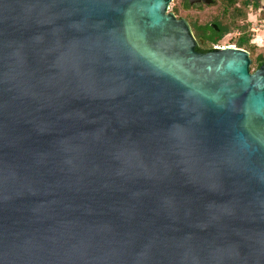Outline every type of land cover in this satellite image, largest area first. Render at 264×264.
I'll return each mask as SVG.
<instances>
[{
	"label": "water",
	"instance_id": "obj_1",
	"mask_svg": "<svg viewBox=\"0 0 264 264\" xmlns=\"http://www.w3.org/2000/svg\"><path fill=\"white\" fill-rule=\"evenodd\" d=\"M171 1L0 0V264H264V63Z\"/></svg>",
	"mask_w": 264,
	"mask_h": 264
},
{
	"label": "trees",
	"instance_id": "obj_2",
	"mask_svg": "<svg viewBox=\"0 0 264 264\" xmlns=\"http://www.w3.org/2000/svg\"><path fill=\"white\" fill-rule=\"evenodd\" d=\"M262 1L263 0H215L213 4L217 5L219 10L214 22L217 23L219 31L215 32V37H210L211 41L209 48L206 49L198 47V49L204 52L209 49L211 50L214 44L220 43V41L228 34L240 32L239 35H237L234 44L237 47L248 50L249 46L252 44L251 41L253 40V32L250 28L251 24L248 21V15L250 11H257L262 6ZM184 4L186 8L189 7L186 0ZM173 11L177 13V9H174ZM189 22L196 34L203 35L205 39L208 38L205 33L203 34V30L207 28L209 24H200L192 18H190ZM232 39L233 37L231 40ZM255 43L257 44V42ZM253 54L254 53L250 51L252 58L251 66L257 67V65H259V63L264 59V53L259 52L254 58L252 56Z\"/></svg>",
	"mask_w": 264,
	"mask_h": 264
},
{
	"label": "rangeland",
	"instance_id": "obj_3",
	"mask_svg": "<svg viewBox=\"0 0 264 264\" xmlns=\"http://www.w3.org/2000/svg\"><path fill=\"white\" fill-rule=\"evenodd\" d=\"M187 1V0H186ZM185 0H173L170 3V10L177 9V15L178 17H185L188 20L190 18L194 19L200 24H206L209 22H214L215 17L218 15V6L214 4H203L200 6L197 5H189L188 8L185 7L184 4ZM259 16L254 15L253 19L254 21L257 20ZM262 33V30L256 29V35H259ZM233 34V39L231 40V43H234L237 37V32L232 33ZM228 34L227 36H229ZM221 43H227V41L223 38L221 40ZM251 45L249 46L248 50L249 52L252 51L254 53L252 56L253 58L257 55V53L262 52L264 53V45L261 44H256L253 40L251 41ZM262 43V42H260Z\"/></svg>",
	"mask_w": 264,
	"mask_h": 264
},
{
	"label": "flooded vegetation",
	"instance_id": "obj_4",
	"mask_svg": "<svg viewBox=\"0 0 264 264\" xmlns=\"http://www.w3.org/2000/svg\"><path fill=\"white\" fill-rule=\"evenodd\" d=\"M173 1V0H172ZM171 1V2H172ZM215 1V0H214ZM170 2V3H171ZM187 2H188V0H187ZM203 4H206V3H202V4H197L198 6H200V5H203ZM211 4H213V3H211ZM209 5V4H208ZM168 11H172V10H170V5H169V10ZM174 12V11H173ZM175 13V12H174ZM176 14V13H175ZM177 15V14H176ZM178 16V15H177ZM215 22H209V23H207V24H209V26L207 27V28H205L204 30H203V34L205 33V35L206 36H208V38L207 39H205L204 37H203V35H200V34H196L195 32H194V34H195V36H196V38H197V40H198V46H197V49H198V47L200 48V47H202V48H209V44H210V41H211V39H210V37L211 36H216V34H215V32H218L219 31V28L217 27V28H214L213 26H212V24H214ZM215 24H217V23H215ZM218 26V25H217ZM193 28V27H192ZM222 41H220V43H217V44H214L213 45V47H212V49L214 48H216V47H214V46H218V45H220V44H222L221 43ZM211 49V50H212ZM199 50V49H198ZM199 51H202V50H199ZM207 51H210V49L209 50H207ZM207 51H205V52H207ZM202 52H204V51H202ZM264 63V59L259 63V65H257V67H256V69L258 68V67H260L262 64Z\"/></svg>",
	"mask_w": 264,
	"mask_h": 264
},
{
	"label": "built area",
	"instance_id": "obj_5",
	"mask_svg": "<svg viewBox=\"0 0 264 264\" xmlns=\"http://www.w3.org/2000/svg\"><path fill=\"white\" fill-rule=\"evenodd\" d=\"M263 2V6H264V0ZM256 29H260L262 30V33L264 32V18L258 20V22L255 25H251V31L253 32V41L257 42V44H261L264 45V34H259L256 35ZM240 32H237V35H239ZM233 37V34H230L229 36H226L224 39L227 41V43H222L218 46H214L216 48H224L227 46H236L234 43H231V38ZM262 42V43H260Z\"/></svg>",
	"mask_w": 264,
	"mask_h": 264
},
{
	"label": "crops",
	"instance_id": "obj_6",
	"mask_svg": "<svg viewBox=\"0 0 264 264\" xmlns=\"http://www.w3.org/2000/svg\"><path fill=\"white\" fill-rule=\"evenodd\" d=\"M254 15L259 16V18L255 21L253 19ZM263 18H264V6L263 5L257 11H250L248 15V21L251 25H255L258 22V20L263 19ZM262 34H264V32Z\"/></svg>",
	"mask_w": 264,
	"mask_h": 264
}]
</instances>
